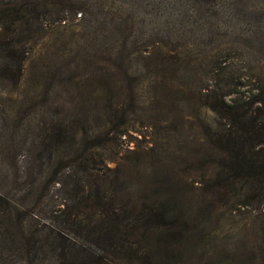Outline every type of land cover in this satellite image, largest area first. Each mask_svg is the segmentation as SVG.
<instances>
[{
	"label": "rangeland",
	"instance_id": "rangeland-1",
	"mask_svg": "<svg viewBox=\"0 0 264 264\" xmlns=\"http://www.w3.org/2000/svg\"><path fill=\"white\" fill-rule=\"evenodd\" d=\"M66 1L6 34L18 78L0 56V264H81L101 208L143 203L186 210L180 262L264 264V187L209 155L205 94L264 82V0Z\"/></svg>",
	"mask_w": 264,
	"mask_h": 264
},
{
	"label": "trees",
	"instance_id": "trees-1",
	"mask_svg": "<svg viewBox=\"0 0 264 264\" xmlns=\"http://www.w3.org/2000/svg\"><path fill=\"white\" fill-rule=\"evenodd\" d=\"M65 3L68 2L0 0V56L7 60L3 69H16L18 78L25 53L23 44L22 49L21 46L15 47L12 44L16 40L14 35L9 41L6 34L10 31H18L15 33L18 35L28 34L50 4L60 6L55 18L64 20ZM80 8L77 7V11ZM238 86L247 85L232 82V89L227 84L220 94L216 92L218 84L206 87V104L221 124L211 142L215 149L209 155L218 156L220 171L225 170L228 178L249 179L252 188L260 189L264 187V82L259 79L249 94L242 92L233 96L239 92ZM87 160L81 159L80 162ZM104 182L112 184L106 179ZM4 199L0 194V201ZM101 210L104 217L87 236V241L94 246L77 245L76 255L89 258L88 261L81 260V264H185L180 262L184 251L194 247L193 237L186 232L189 225L186 210L181 212L163 203L124 205L112 207L109 212L108 209ZM109 252L115 257H109ZM71 255L75 257V254Z\"/></svg>",
	"mask_w": 264,
	"mask_h": 264
}]
</instances>
